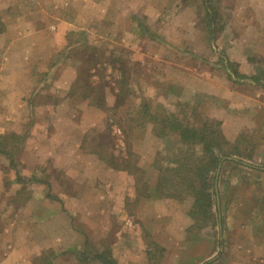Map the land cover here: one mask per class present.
<instances>
[{
  "label": "rangeland",
  "instance_id": "1",
  "mask_svg": "<svg viewBox=\"0 0 264 264\" xmlns=\"http://www.w3.org/2000/svg\"><path fill=\"white\" fill-rule=\"evenodd\" d=\"M0 36V128L19 131L0 143V264H147L135 241L159 264H261L264 173L222 159L197 226L190 190L146 184L186 157L174 122L220 121L229 149L241 124L264 150V0H0Z\"/></svg>",
  "mask_w": 264,
  "mask_h": 264
},
{
  "label": "trees",
  "instance_id": "2",
  "mask_svg": "<svg viewBox=\"0 0 264 264\" xmlns=\"http://www.w3.org/2000/svg\"><path fill=\"white\" fill-rule=\"evenodd\" d=\"M172 126L179 130V141L183 145L180 148L183 152L179 154L180 156L186 154V157L183 161L179 160L174 162H178L179 164L177 167L174 166L170 180L161 178L160 176V184L170 182L172 183L170 186L175 185L179 192L183 191V189L190 190L189 193L194 198L192 203L194 211L192 209L189 215L193 219H196V223L198 224L204 219L203 213H208L209 215L212 213L210 212V196L211 194L215 195V197L217 195V191L214 188L215 181L217 180L215 172L221 160L223 159L224 162L227 161L234 164H242L241 160L228 158L239 155L238 145L231 146V149L226 148V146L230 145L224 138L220 121L208 119L201 121L197 125H182L180 122H174ZM10 137L12 139L16 138L13 133L10 134ZM10 137L9 135H0L1 145L6 146ZM238 142L239 136L236 138L235 144ZM185 151L186 153H184ZM166 187L163 185L162 188L165 189L168 197L173 196L169 193V188ZM212 188H214L213 192ZM216 212H219L217 206ZM97 257L102 264H117L110 255V252L108 254L106 253V255L100 254Z\"/></svg>",
  "mask_w": 264,
  "mask_h": 264
},
{
  "label": "crops",
  "instance_id": "3",
  "mask_svg": "<svg viewBox=\"0 0 264 264\" xmlns=\"http://www.w3.org/2000/svg\"><path fill=\"white\" fill-rule=\"evenodd\" d=\"M0 41H1V36H0ZM4 73V72H3ZM14 90H16L15 89V87L14 86H12V87H8V88H6L5 86H3V84L0 82V95H1V93H11V94H13V95H15L16 93V91H14ZM20 102H22V101H20ZM2 113V114H1ZM8 123H12V120H10V118H8L7 117V115H4V113H3V111H0V126H2V125H4V124H8ZM224 125H225V120H224ZM8 128H0V135H6L7 133H9L10 132V129H8ZM244 129L245 128H243L242 127V125L241 124H239V145H238V150H239V155H236V156H234V157H228L229 159L230 158H232V159H234V160H241V162H242V164H234V163H231V162H228V164L229 165H231V166H235V167H250V168H252L253 170H257V171H259V172H262V173H264V166H260V165H255V164H250V163H248L247 161H251V159L253 158L252 156L253 155H256V154H260V156L263 154L264 155V150L262 149V143H259V142H257V140H256V142L254 143V144H251L252 145V147H251V150L249 151V152H247V151H244V150H242V144H241V142L244 140V137H242V135H241V133H247V132H244ZM246 130V129H245ZM33 131V130H32ZM11 132H14L13 134H15V135H17L16 133H18L19 131L18 130H15L14 129V131H11ZM2 133V134H1ZM138 133H139V130H137V131H134V132H132L131 133V135H130V137H134V136H136V135H138ZM10 134H12V133H10ZM31 135H32V133H31ZM247 137V136H246ZM245 142H246V138H245ZM246 145V144H245ZM5 148H3V147H1L0 146V156H1V154L2 155H4L5 156V154H6V152H5V150H4ZM253 152H254V154H253ZM261 152H262V154H261ZM258 156V155H257ZM99 157V156H98ZM100 159V158H99ZM98 159V161H100ZM247 160V161H246ZM100 165H102V166H104L103 164H102V162H100L99 163ZM220 165H222V162L218 165V167H217V171H219L220 170ZM107 167V166H106ZM131 167V166H130ZM142 167H144V166H142ZM153 168H154V166H153ZM104 169H106V171H111L113 174H110L111 175V178H114V177H117L116 178V180H117V182H116V185L118 186V187H120V189H124V185H129V184H132V185H134L135 183H134V181L132 180V178H131V176L130 175H132V173L130 172V168L128 167V166H125L124 168H119V167H117V166H112L111 168H109V167H107V168H104ZM139 169H141L140 168V166H139ZM142 169H144V168H142ZM218 176V175H217ZM218 178V180H219V176L217 177ZM97 179H98V181L99 182H101V181H108L107 179H104L103 178V176H95V182H97ZM160 177L159 178H157L155 181H156V183L153 185L154 186V188L155 187H158V196H154V195H152L151 193H152V189H151V187H150V183H148V184H146V186H147V188H146V191H147V196H149V198H146V199H150V200H154V201H157V200H159V196H161L162 198H168V194L166 193V191H165V189H163L162 187V185L160 184ZM217 182V181H216ZM105 183H107V184H109L108 182H105ZM111 184V183H110ZM109 184V185H110ZM219 184V183H218ZM10 185L11 186H14V187H16V189H19L20 188V184L19 183H16V182H14V181H11L10 182ZM115 185V184H114ZM215 186H216V184H215ZM114 187V186H113ZM224 187H229L227 184H224ZM215 188V187H214ZM216 189V191H217V195H218V189L217 188H215ZM5 191V185H4V179H3V177H2V175L0 174V193H2V192H4ZM156 198V199H155ZM38 198H31L30 197V199H29V201L28 202H32V201H34V203H38V200H37ZM263 200H264V196H263ZM41 202L40 203H42V202H45V203H48V204H50V203H52V202H57V204L58 203H60L59 201H57V200H49L48 198H42L41 200H40ZM263 204H264V202H263ZM217 206H218V203H217ZM52 207V211H55V212H60V210H58L57 209V207H58V205L56 206H51ZM37 208V207H36ZM41 211V210H40ZM44 214H45V216H50V214H51V212L49 211V210H46L45 212H44ZM188 215H189V213H188ZM262 216V215H261ZM48 217H46V218H48ZM191 218V217H190ZM191 220H192V218H191ZM193 223V222H192ZM193 225V224H192ZM192 225L190 226V230H198V228H196V227H192ZM198 224L196 223V226H197ZM256 227H257V230H259V229H261V231H264V229L263 228H259L256 224H254ZM16 227H17V225H16V223L14 222V224L12 225V227L10 226L9 228V230L10 231H13L12 229H16ZM14 229V230H15ZM218 230H221L222 231V226H221V224L219 225V228H218ZM259 232V235L257 236V238L258 239H261V241L260 242H257V246H258V244L259 243H261L262 244V249L264 250V232ZM139 244H137V242L135 241L134 242V245H135V247H136V249H134L133 248V250H137V248H138V254H140L139 255V257H140V259H141V257H142V262L144 261H146V263L148 264H151V263H154V262H152L151 261V256H150V253H149V251H148V249H147V245H146V243L144 244V243H142V242H138ZM192 243H194V242H192ZM219 243H222V237H220L219 238V240H218V244ZM220 251H221V249L223 248V246H222V244H220ZM129 250H130V247L128 248ZM161 251H163V248L161 247ZM110 252V251H109ZM160 253V252H159ZM2 254L4 255V253H3V249H1V251H0V257L2 256ZM110 255L112 256V258L118 263V264H120L119 263V261L117 260V258L113 255V254H111L110 253ZM134 255V254H133ZM135 256V255H134ZM216 257V256H215ZM32 258H37V256H33ZM33 259V260H34ZM129 259V258H128ZM1 260H3V259H0V261ZM32 260V261H33ZM16 261H17V259H14V261L12 262V264H15L16 263ZM97 262H100V260H96ZM257 261H259L261 264H264V251H263V253H262V255H260V257L259 258H257ZM2 262V261H1ZM245 262H246V264L248 263V261L247 260H245ZM32 263V262H31ZM30 263V264H31ZM104 264V263H103ZM154 264H159L158 262L156 263V260H155V263ZM239 264H241V263H239Z\"/></svg>",
  "mask_w": 264,
  "mask_h": 264
}]
</instances>
